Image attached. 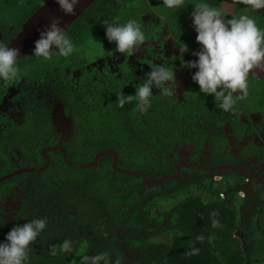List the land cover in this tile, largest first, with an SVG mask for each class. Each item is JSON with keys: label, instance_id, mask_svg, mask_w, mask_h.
<instances>
[{"label": "trees", "instance_id": "16d2710c", "mask_svg": "<svg viewBox=\"0 0 264 264\" xmlns=\"http://www.w3.org/2000/svg\"><path fill=\"white\" fill-rule=\"evenodd\" d=\"M43 1L0 0V28L13 21L14 29H19L23 20ZM137 4H142V0H94L64 29L73 42V55L81 54L85 45L105 37L102 25L134 19L143 29L144 18L140 13L133 14ZM143 6L147 8V4ZM153 6L176 22L178 16L191 15L186 5L174 12L165 8L161 0H154ZM104 46L109 49L105 51L107 55L116 51L115 43H110L106 37ZM93 52L95 55L89 57L91 60L99 56L98 50ZM28 58L21 62L17 60L19 67L64 66L62 60L69 57ZM147 64L139 68L138 74L142 77L149 72L151 63ZM23 72L25 76L27 73ZM125 81L127 79L111 78L102 91L110 87L112 97L102 92L94 107L72 98L75 119L80 127L87 129L88 135L79 137L84 154L73 153V148L69 147L66 151L70 164L60 154L59 163L51 164L52 169L28 173L39 179L37 203L34 206L27 204L21 223L17 225L46 217L47 227L29 246L25 264H79L81 255L91 256L92 252L106 253L104 264H115L117 260L120 264H264V193L258 180L253 179L252 191L241 197L238 184L245 181L238 179L233 170L223 172L218 185H214L217 181L200 169L192 172L184 168L177 177H165L174 170V162L171 163L167 155L175 149L165 144V140L172 143V130L177 134H183L187 129L195 130L193 132L207 133L210 139L217 137L215 131L218 138L222 135L220 124L215 123L210 112L211 105L218 107L213 97L200 93L198 84L190 83L188 93H195L176 103L174 110H170L171 105L167 103L161 104L162 96L157 92L148 112L140 114L135 100L123 108L118 107V93L133 95L135 84L138 85V82H130L132 92L129 93L123 85ZM255 92L263 95L264 89L256 87ZM248 95L235 105V109H242L247 115L264 103L250 90ZM218 110L221 109L218 107ZM168 114L170 121L163 125L162 118ZM211 120L215 126L212 130ZM30 127L25 138L35 142L37 158L39 148L51 142L44 139L46 134L37 131L35 125ZM102 146L113 148L127 166L117 163L113 167L115 155L111 153L103 154L98 160L96 156V163L88 165ZM74 162L83 166H74ZM58 167L66 170L59 171ZM141 169L161 176L160 183L156 184L157 180L143 192L141 183L146 173H133ZM123 203L131 209L122 207ZM13 226L15 223L0 231V241ZM84 226L91 232H84ZM64 240L72 241L71 253L60 250ZM53 246L56 247L55 255L51 252ZM193 249L199 251L192 254Z\"/></svg>", "mask_w": 264, "mask_h": 264}, {"label": "flooded vegetation", "instance_id": "af4514ba", "mask_svg": "<svg viewBox=\"0 0 264 264\" xmlns=\"http://www.w3.org/2000/svg\"><path fill=\"white\" fill-rule=\"evenodd\" d=\"M146 1L147 0H142V5L147 4ZM149 1L147 8H142L140 12L141 17L144 18L142 23L143 28L149 25L145 28V31L150 33L149 28L151 26L143 13L150 11L151 8H153L151 12L155 11L160 16L159 25L162 24V20L167 23L166 29L169 30L171 25L169 24L168 17L160 13L153 6L154 0ZM198 1L199 0H188L186 8L192 12V3ZM208 2L213 6L221 7L226 18H231L239 14H250L256 20L258 27L264 29V9L258 10V12H250L248 6L237 3L235 7H233L229 0H223L222 4L220 0H208ZM40 5H38L37 8ZM161 15L164 19H162ZM29 16L30 15H28V17ZM28 17H26L23 22ZM159 25L153 24L152 27ZM176 26L186 31L189 36L194 37L196 40V33L192 27L191 15L178 16ZM20 30L21 27H19V29H14L12 23L7 27L1 25L0 41L5 43L9 42ZM153 32L154 36L157 37L158 33H156V28H153ZM176 41L183 42L177 38ZM144 43L142 47L144 49L142 61L140 59L142 62L141 66L146 67L143 64L146 65L148 61L151 65L153 63L158 65L164 63L169 68H173L176 81V77L180 74L176 72V55L159 54L160 61H155L154 56H158V50L153 52L148 46L147 41H144ZM183 44L187 46L189 51L185 52V57H182L184 56L183 53L178 56L180 61L179 65L182 67L183 64L188 61H195L197 57H195L193 53L199 51V49L189 46L187 42H183ZM198 46L200 45L198 44ZM139 51H141V49L137 52ZM114 53L119 52L114 51L109 55L104 54L103 57H98L102 59L100 61L107 62L106 58L113 56ZM136 53L134 54L135 56ZM76 56L77 55H72L68 59L62 60L65 62L64 66H20L21 72L24 70L25 72L23 73L29 75H23V78L17 83L9 84L0 81V192H2L0 193V219L4 220V224L0 226V231L8 228L12 223L17 222L20 224V219L26 211L27 204L30 203L34 206L35 203H37L36 197L38 196L37 186L39 185V179L28 173H41L48 167H51V164H55L56 166L60 159L57 158L55 161V158L56 156L59 157L60 154L68 162L67 151L63 147V142L68 138L77 136V134V137L88 135L87 129L80 127L78 121L75 119V114L72 113V107L69 113V106L74 103L72 101L73 97L78 95L81 100L85 99L83 94L86 93V89L78 88L76 83L78 82V85H87L88 88L91 89L90 93H92V98H87L85 102L80 101L81 104L94 107L96 105L95 100L101 98L102 92L103 94H107L105 89L102 91V87L109 84L111 78L122 77V75L117 74L118 70L109 72L108 68L103 64L95 68V72L93 70L90 72V70L87 71L85 69L80 71L84 64L94 63V59L78 62ZM28 57L32 58L34 56L30 54L20 57L18 58V62L23 61V59L27 60ZM98 57H96L97 60ZM75 65L79 66L75 67ZM126 65L129 66L135 74L139 73V68H141L140 66L138 71H134L131 66V61ZM37 70H39V72L35 74ZM150 70L149 67L148 71L150 72ZM183 70L186 72L188 68L184 67ZM185 72L183 73L186 75ZM84 73L86 76L82 77ZM192 75L191 72L187 73V80L182 85V90H184L183 95L185 97L190 95L187 90L190 83L197 86L191 79ZM261 84H264V71L252 70L248 77V90L252 91L255 95L256 87H262V89H264ZM45 85H47V87H45ZM41 87L42 89H39ZM152 91L153 96L158 92L156 89H152ZM52 94L54 96H60L54 101ZM61 96L65 98L64 103L60 99ZM162 100L164 101L163 103L169 105H171V101L173 100L177 102L176 92L175 96L162 97ZM258 100L264 102V94L261 95V98H258ZM40 105H42V109L38 107ZM45 105L49 106V108L46 109ZM211 106L210 112L215 119V123L220 124V133L222 135L218 138V132L215 131L217 137L215 139H210L207 133L193 132L195 130L190 131L187 129L183 134H177L175 132L176 130H172L170 133L172 134L171 145L175 151L169 152V154L172 153L169 161L171 163L174 162V170H172V173L166 174L165 177L168 175L177 177L179 176L180 170L182 171L184 168L192 172L196 169L205 171V175L211 176V179H213V176L222 178L223 172L226 170H233L238 179L243 178L245 181L243 184H238L244 194H246L247 191H252L251 181L253 179L259 181L262 186V191H264V111L261 112L259 109H256L249 112L247 115L242 109L237 108L234 111L224 112L223 110H218L216 105ZM174 108V105H171L170 110H174ZM87 110L90 112L91 108L88 107ZM228 113L233 114V116L228 115ZM54 114L56 115V119ZM57 114L63 116L62 121L57 117ZM28 115L30 116L29 118ZM167 117L164 116L163 118L170 119L169 117L171 116L168 114ZM31 125H35L37 131L40 133L46 134L44 139H48V141L51 142L39 148V156H37V158L34 154L36 153V146H34L35 142H30L25 138V135L28 134L31 129ZM210 125L211 130L215 128L212 120L210 121ZM42 137L43 136H41L40 139H42ZM55 138H58L57 145ZM105 148L106 147L102 146V150L97 151L94 158L88 163H90V165L95 164L103 154H112V152L116 153L115 164L118 163L119 165H123L126 163L124 162V158L119 159L117 157L118 153L113 148ZM76 153L78 154V152ZM177 156L178 158H176ZM95 157L97 160L94 161ZM68 163L70 164V162ZM125 166H127V163ZM121 168L123 167L121 166ZM139 171H142V174L143 172L144 174L146 173L141 183L143 192L144 190L147 191L148 187L155 184L157 180L156 184L160 183L161 176L156 177L157 174H151L147 169H141ZM191 171H189V173ZM192 172L190 175H192ZM14 175L20 176L16 177ZM25 196L28 198H25Z\"/></svg>", "mask_w": 264, "mask_h": 264}, {"label": "clouds", "instance_id": "9594fccd", "mask_svg": "<svg viewBox=\"0 0 264 264\" xmlns=\"http://www.w3.org/2000/svg\"><path fill=\"white\" fill-rule=\"evenodd\" d=\"M81 2L82 0H54L65 16L75 15L76 8ZM222 2L223 0H220L221 4ZM229 2L233 7L237 3L246 5L250 12L264 9V0H229ZM161 3L174 12L182 9L188 0H161ZM192 5V27L200 48L193 53L197 59L184 63L183 67L196 69L191 79L198 84L200 93L212 96L213 101L224 112L234 111L236 103L245 100L248 96L250 70L264 71V29L258 27L256 20L250 14L226 18L221 7L213 6L208 0H199ZM60 23V19L53 17L43 30H38L39 38L34 42L32 56L50 59L56 55L64 58L73 55V42L60 27ZM102 26L106 39L110 43L114 42L116 51L121 54L134 55L146 39L145 30L134 19ZM176 43L181 53L188 50L183 42L176 41ZM19 56V48L9 47V42L0 41V81L11 84L23 78L17 63ZM150 69L136 86L133 95H124L122 91L118 93V107L123 108L135 100L136 110L140 114L147 113L152 105L153 88L158 90L162 97L175 96L177 84L173 68H169L164 63L159 65L153 63ZM57 117L62 121L61 114ZM215 179L221 178L215 177ZM240 195L241 197L244 195L241 189ZM3 224L4 220L0 219V226ZM46 227V217L34 218L22 225L13 226L4 240L0 241V264H25L29 246ZM83 230L86 233L91 232L88 226H84ZM198 239L202 240L203 237ZM60 250L71 253L72 241L64 240ZM198 251L193 249L192 254ZM51 252L53 255L56 254L55 246L52 247ZM106 260V253L96 256L81 255L79 264H104ZM115 264H120L119 260Z\"/></svg>", "mask_w": 264, "mask_h": 264}, {"label": "rangeland", "instance_id": "374dc122", "mask_svg": "<svg viewBox=\"0 0 264 264\" xmlns=\"http://www.w3.org/2000/svg\"><path fill=\"white\" fill-rule=\"evenodd\" d=\"M147 2V4L150 2H148V0L146 1ZM144 6L142 5V4H137V5H135V7H134V11H136V13H133V14H138V13H140L141 11H142V8H143ZM152 10H153V8H151ZM151 9H150V11H147L146 13L144 12L143 14H144V17L146 16V20L149 22V24H150V33L149 32H147V31H145V34L148 36L147 37V39L145 40V41H147V43H148V46L151 48V50L153 51V52H155V51H157L158 50V56L157 55H155L154 56V59H155V61H160V56H159V54H164V55H173V54H175L176 55V64H177V67H176V72H178V73H180L177 77H176V84H177V87L178 88H176V98H177V102H176V100H173V101H171V105H174V107L176 106V103H179L180 101H182V100H185V99H187L184 95H183V91L184 90H182V85L185 83V81L187 80V78H186V76H187V73H189V72H191L192 74H194L195 73V71H196V69H188V70H186V72L183 70V68L184 67H182L181 65H179V63H180V61H179V55H182V53L180 52V49H179V45L176 43V38L177 39H180V40H182L183 42H187V44L189 45V46H191V47H194V48H196V49H199L200 48V46H198V44H197V42H196V40H195V38L194 37H192V36H189L188 34H187V32L186 31H184L183 29H181L180 27H178V26H176V21H175V19H173L172 17H169V14L168 15H166L165 13H162V12H160V13H162V14H164V15H166L167 17H168V21H169V24L171 25L170 26V29L169 30H167L166 29V24L167 23H165L164 21H162L161 20V22H162V24L161 25H159V18H160V16L157 14V12H155V11H152L151 12ZM132 14V15H133ZM161 17H162V19H164V17L161 15ZM10 23H12L13 24V21H11ZM153 24H155V25H159V26H153L152 27V25ZM147 26H149V25H147ZM146 26V27H147ZM146 27H144L143 29L145 30V28ZM153 28L155 29L156 28V33H158L157 34V37H155L154 36V33H153ZM152 35V36H151ZM154 36V37H153ZM98 40V42L96 43V42H91L90 44H88V45H85L84 47V50L83 51H81L82 53L81 54H77V56H76V58L78 59V62H82L83 60H87V61H89V60H91V58H89V57H93L94 55H95V52H93V53H91L94 49H96V51L98 50V54H99V57H103L104 56V54H105V51H108L109 49H108V47H105L104 46V42H105V37H100V38H98L97 39ZM101 43V44H100ZM145 43H143V45H144ZM143 45L140 47V49H141V51H139V52H137L136 53V56L135 55H132V56H129V55H126V54H121V53H114L113 54V56H109L108 58H106V60H107V62H102V61H100V60H102V59H100L99 57H98V55H96V57H98V60H97V58L95 57V59H94V63H92V64H84V66L82 67V69L80 70V71H83L84 69L85 70H87V71H89L90 70V72L93 70L94 71V69L95 68H97V67H100V66H102V64L105 66V67H107L108 68V71L109 72H112L113 70H118V72H117V74H119V75H122V77H116L115 79H118L119 81H121V78H123V79H127V81H125L124 83H123V85H125L126 86V88L129 90V93L130 92H132L131 91V88L129 87V85H130V82H134V83H137L138 82V84L141 82V81H137L138 79H140V80H142V76H140V75H137L138 73H134L132 70V72L134 73H132L129 69H131L129 66H127L126 64H128V62L129 61H131V66H132V69L134 70V71H138V68L141 66V64H142V62L140 61V59H142V53H143V51H144V49L142 48L143 47ZM91 52H90V51ZM187 51H189V50H187ZM192 53V52H191ZM183 55L184 56H182V57H185V52L183 53ZM165 59H168V58H166V57H164ZM148 61V60H147ZM149 62V61H148ZM121 71H122V73H121ZM95 72V71H94ZM183 72H185L186 73V75L183 73ZM84 76H86V74L84 73L83 74V76L82 77H84ZM77 78V77H76ZM75 79V78H74ZM181 81H180V80ZM47 84V83H46ZM77 84V87L78 88H80V89H86L85 91H86V93L85 94H83V97L85 98V99H80L79 98V96L78 95H76V97H75V99H76V101H81V102H85L86 101V99L87 98H89V99H91L92 98V93H90V90L91 89H89L88 88V86L87 85H85V84H82V85H78V82L76 83ZM48 85V84H47ZM47 85H45V87H47ZM137 85L135 84V87H136ZM42 87H43V85H42ZM42 87L41 88H39V89H42ZM88 88V89H87ZM105 92L107 93V95L108 96H111V89H110V87L108 88V89H106L105 90ZM193 93H195V91H189V93L188 94H193ZM255 95L258 97V98H261V95H258V94H256L255 93ZM60 95H56V96H54L53 94H52V97H53V99H54V101H55V99H57L58 97H59ZM112 97V96H111ZM60 99H61V101L64 103V97L63 96H61L60 97ZM161 104H164L163 103V101L161 102ZM55 106H56V104H55ZM38 107H40L41 109H42V105H40V106H38ZM45 107H46V109L47 108H49V106H46L45 105ZM71 107H72V105H70L69 106V113L71 112ZM38 109V108H37ZM259 109H260V111L262 112L263 110H264V103L259 107ZM54 110H55V108H54ZM178 112H180V109H178ZM72 113H73V111H72ZM174 113H176V111L174 112ZM228 115H230V116H233V114H230V113H228ZM54 117H55V119H56V115L54 114ZM163 119V125H166L168 122H169V120L170 119H165V118H162ZM73 126L75 127V125L73 124ZM77 136H78V134H77ZM77 136H73V137H71V138H68V139H66L64 142H63V147L65 148V149H67V148H69V147H72L73 148V150H71V152H73V153H76V152H79V151H82L83 150V145H82V143H81V139L79 138V137H77ZM175 138H176V136H175ZM56 139V145H57V142H58V138H55ZM166 142H165V144L167 145V146H170L172 143L169 141V140H165ZM66 142H67V144H66ZM82 154H84V152H80L78 155H82ZM172 155V153H170V154H168L167 155V158L170 160L171 159V156ZM56 158H59L58 156H56ZM177 158H178V156H177ZM21 159L23 160V158L21 157ZM88 165H90V163L88 164ZM74 166H77V167H82L83 166V164H81L80 162H74ZM64 169L65 168H61V167H59V171H64ZM66 170V169H65ZM121 170H123V169H121ZM58 172V171H57ZM57 175V174H56ZM208 176V175H207ZM215 177H219V176H213L212 178V180H216L215 179ZM230 179H232V177H230ZM233 180V179H232ZM217 181V183L215 184L214 183V185H218V182L220 181V180H216ZM196 190V189H195ZM144 192H146V190H144ZM0 193H2V192H0ZM25 198H28L27 196H25ZM71 205V204H70ZM122 207H124L125 209H127V208H129V209H131V207H129L127 204H125V203H123L122 204ZM22 208V207H21ZM128 209V210H129ZM18 223L16 222L15 223V225H17ZM97 255V253L96 252H92V255L91 256H96Z\"/></svg>", "mask_w": 264, "mask_h": 264}, {"label": "water", "instance_id": "95a60500", "mask_svg": "<svg viewBox=\"0 0 264 264\" xmlns=\"http://www.w3.org/2000/svg\"><path fill=\"white\" fill-rule=\"evenodd\" d=\"M94 0H82L81 4L76 8V14L73 16H65L59 10L54 0H45L35 11L23 22L21 30L16 34L14 38L9 41V47L19 48L20 57L28 56L32 54L34 48V42L39 38V31L43 30L46 25L49 24L51 18L56 17L60 19V27L65 29L70 25L79 15L82 14L84 9L88 7ZM252 72V70H250ZM58 116V114H57ZM111 151V150H109ZM112 152V151H111ZM113 155V167L115 166L116 154ZM116 169V168H115ZM122 172H128V170H121ZM134 174H141V171H134Z\"/></svg>", "mask_w": 264, "mask_h": 264}]
</instances>
